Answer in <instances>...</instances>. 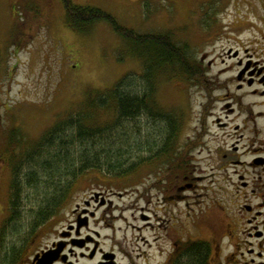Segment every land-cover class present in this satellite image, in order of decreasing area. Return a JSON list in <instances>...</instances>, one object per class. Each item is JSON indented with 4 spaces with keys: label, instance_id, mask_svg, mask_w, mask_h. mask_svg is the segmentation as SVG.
<instances>
[{
    "label": "rangeland",
    "instance_id": "1",
    "mask_svg": "<svg viewBox=\"0 0 264 264\" xmlns=\"http://www.w3.org/2000/svg\"><path fill=\"white\" fill-rule=\"evenodd\" d=\"M74 1L101 7L140 32L171 34L184 48L190 67L200 72L189 76L178 65L157 75L156 108L179 121V141L177 136L166 152L157 155L162 141L169 139L170 119H142L143 140H156L157 149L136 151L132 156L156 157L110 181L96 178L103 175L95 171L82 176L60 207L61 215L70 222L77 204H84L95 188L115 192L110 195L115 207L129 209L123 214L135 211L138 215L143 206L161 213L158 198L172 183L177 149L184 156L190 137L198 131L208 87L236 73L235 59L229 53L236 49L264 52V0ZM126 45L106 21L84 32L70 28L62 0H0V209L8 206L11 174L4 152L12 130H20L19 152L60 118L78 110L88 91L113 86L126 73L142 72V61L127 56ZM112 117V112L103 109L95 120L100 125ZM138 139L133 138L131 146L141 144ZM198 161V170L205 169L206 161ZM179 171L187 173V166L181 163Z\"/></svg>",
    "mask_w": 264,
    "mask_h": 264
},
{
    "label": "flooded vegetation",
    "instance_id": "2",
    "mask_svg": "<svg viewBox=\"0 0 264 264\" xmlns=\"http://www.w3.org/2000/svg\"><path fill=\"white\" fill-rule=\"evenodd\" d=\"M263 53H229L236 73L208 87L198 131L184 156L177 149L172 183L158 198L161 213L143 206L123 214L115 192L95 188L70 222L59 208L20 225L8 192L0 264H264ZM198 160L208 166L198 170Z\"/></svg>",
    "mask_w": 264,
    "mask_h": 264
},
{
    "label": "trees",
    "instance_id": "3",
    "mask_svg": "<svg viewBox=\"0 0 264 264\" xmlns=\"http://www.w3.org/2000/svg\"><path fill=\"white\" fill-rule=\"evenodd\" d=\"M62 1L66 24L75 31H88L99 21L110 23L125 40L130 50L127 56L142 61V72L126 73L113 86L88 91L78 110L60 118L38 141L24 145L19 152L17 149L23 144L20 130H12L4 157L11 174L9 207L15 211V224L20 225L29 224L30 215L45 217L47 211L56 213L68 200L76 182L90 172L121 177L153 160L155 154L132 156L136 151L157 149L156 140H143L139 124L142 119H170L167 132L170 140L162 141L157 155L166 152L174 141L177 123L176 117L156 108L157 75L178 65L189 76L200 72L190 67L184 48L173 41L171 34L140 32L121 24L101 7ZM103 109L112 112L113 117L110 122L98 125L95 118ZM135 137L141 143L136 148L131 146Z\"/></svg>",
    "mask_w": 264,
    "mask_h": 264
}]
</instances>
